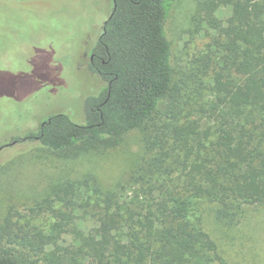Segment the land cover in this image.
Wrapping results in <instances>:
<instances>
[{
  "label": "trees",
  "instance_id": "1",
  "mask_svg": "<svg viewBox=\"0 0 264 264\" xmlns=\"http://www.w3.org/2000/svg\"><path fill=\"white\" fill-rule=\"evenodd\" d=\"M175 1L111 0L89 65L106 87L86 101L84 124L53 114L27 137L62 154L140 130L141 159L123 184L54 186L30 208L47 213L46 227L9 207L0 264H229L200 204L215 205L226 228L264 205V0L200 1L203 20L216 23L215 54L179 80L165 32ZM227 2L226 31L215 12ZM85 217L94 226L80 230Z\"/></svg>",
  "mask_w": 264,
  "mask_h": 264
},
{
  "label": "rangeland",
  "instance_id": "2",
  "mask_svg": "<svg viewBox=\"0 0 264 264\" xmlns=\"http://www.w3.org/2000/svg\"><path fill=\"white\" fill-rule=\"evenodd\" d=\"M200 1L176 0L165 22L175 80L189 76L197 66L203 71L200 62L211 64L215 54L216 23L203 20ZM230 7L227 2L215 12L226 31ZM111 8V0H0V217L10 207L36 217L34 224L43 228L49 216L43 211L35 216L30 208L54 186L85 178L95 179L102 188L123 184L141 159L140 130L116 144L76 147L62 154L27 138L53 114L84 124L86 101L106 87L89 65ZM203 76L204 83L208 77ZM215 210L213 204H200L204 229L228 263L264 264V205L250 207L231 228L217 222ZM76 226L88 230L94 222L85 217ZM64 239L66 244L71 241Z\"/></svg>",
  "mask_w": 264,
  "mask_h": 264
},
{
  "label": "flooded vegetation",
  "instance_id": "3",
  "mask_svg": "<svg viewBox=\"0 0 264 264\" xmlns=\"http://www.w3.org/2000/svg\"><path fill=\"white\" fill-rule=\"evenodd\" d=\"M93 59H94V53H92V56H91V58H90V63L92 64V62H93Z\"/></svg>",
  "mask_w": 264,
  "mask_h": 264
}]
</instances>
